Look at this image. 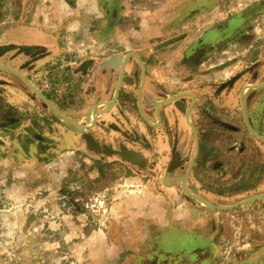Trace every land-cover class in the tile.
<instances>
[{
    "label": "rangeland",
    "instance_id": "374dc122",
    "mask_svg": "<svg viewBox=\"0 0 264 264\" xmlns=\"http://www.w3.org/2000/svg\"><path fill=\"white\" fill-rule=\"evenodd\" d=\"M129 54L140 60L125 61L115 104L83 133L0 70V264H264V198L208 210L173 180L193 162L186 186L213 206L264 194V142L240 105L243 89L264 83V0H0V65L81 125L112 102ZM139 90L151 123L157 104L196 98L197 154L190 98L161 106L162 126H149ZM244 103L264 137V89H247ZM85 136L146 166L96 155ZM189 214L211 236L177 252L184 233L169 227Z\"/></svg>",
    "mask_w": 264,
    "mask_h": 264
},
{
    "label": "water",
    "instance_id": "95a60500",
    "mask_svg": "<svg viewBox=\"0 0 264 264\" xmlns=\"http://www.w3.org/2000/svg\"><path fill=\"white\" fill-rule=\"evenodd\" d=\"M130 57H134L138 60H140L139 56L136 55V54H129L127 55L124 60L120 63V75H119V80H118V83H117V86H116V89L114 91V94H113V100L112 102H109V103H105V102H100V103H104L106 104V110H103V107H98V104L95 105L92 110H91V113L89 115V119H88V124H91L90 126H87L86 125H81L79 124L78 122L76 121H73L71 119H69L68 117L64 116L61 112H59L58 110H56L53 105L44 97L42 96V94H40L38 92V90L31 84V82L22 74L20 73L19 71H16L14 69H11V68H8V67H5V66H1L0 65V70H3V71H6V72H9L11 74H14L15 76H17L20 80H22L27 86L28 88L37 96V98H39V100L41 102H43L45 105H47L50 110L58 117V118H61L67 122H69L70 124L76 126L78 128V132H85V131H90L92 130L93 128L96 127L97 125V122H98V119L100 118V116L97 115V109L98 108H102V111L104 113L107 114V108H112V106L115 104V101L116 99L118 98V93H119V90H120V86L122 84V79H123V71H124V63L125 61L130 58ZM141 62V61H140ZM142 66H143V63L141 62L140 63ZM144 70V69H143ZM144 78H145V75H144V71H143V74H142V84H141V87L143 86V83H144ZM247 89L249 90H262L264 89V83H261L259 85H252V86H247L246 87ZM140 90L138 92V95H137V103H138V109H139V114L142 118V120L149 126H162V118L160 116V107L161 106H164L166 104H170V103H173V102H177L179 99L181 98H185V97H188L192 100V103L190 106H188L187 109H185L184 111V115H185V122L186 124L188 125V127L190 128V130L193 132L194 136H195V139H196V154L198 153V137H197V133H196V130L194 129V127L192 126V123L187 121L188 118H190L191 120V112H192V108L196 102V98L192 95V94H188V93H184V94H180V95H177L171 99H168L166 100L165 102L162 103V105L160 104H157L155 106V123H151L148 118L146 117L144 111H143V108H142V104H141V99H140ZM246 92V91H245ZM244 89L241 91L240 93V105H241V110H242V118H243V122H244V125L246 127V129L248 130V132L256 137L257 139L261 140L264 142V137L258 135L257 133H255L248 121H247V118H246V109H245V103H244ZM173 115H174V112L173 111H168L166 113V116H164L165 118L164 119H167V120H171L173 119ZM92 117H94V120H92ZM189 120V119H188ZM85 140V146L86 148L90 151V152H93L95 153L96 155H106V156H110V155H116L120 158V160L126 162V163H129L130 165H133V166H137L139 168H144L146 166V159L132 151V150H128L126 149L125 147L124 148H120V150L118 152H111V154H109V152L111 150H106L105 148H102L101 146L98 145V143L93 140L91 138V136H85L84 138ZM123 147V146H122ZM193 163V162H192ZM192 163H191V166H192ZM191 166L189 167V170H188V173L187 175L179 180V179H173V178H166V180L168 179H173L174 182L180 184L181 186V189L183 191V193L188 196L189 198L193 199L194 201H196L201 207L203 208H206L208 210H214V211H220V212H223V211H230V210H234L236 208H240V207H243V206H246L252 202H256V201H259L261 200L262 198H264V194L263 195H259V196H256V197H253V198H250L248 200H245V201H242V202H239V203H236V204H233V205H230V206H213L211 204H209L206 200H204L203 198L193 194L192 192L194 191V188L193 187H189L187 188L186 186V182H187V177H188V174L190 173V170H191Z\"/></svg>",
    "mask_w": 264,
    "mask_h": 264
},
{
    "label": "crops",
    "instance_id": "0c3cea01",
    "mask_svg": "<svg viewBox=\"0 0 264 264\" xmlns=\"http://www.w3.org/2000/svg\"><path fill=\"white\" fill-rule=\"evenodd\" d=\"M51 17L53 20L58 19V11L55 7H52L51 9L48 10V18ZM198 219L196 217H194L193 215L189 214L186 215L184 218V227H180V226H175L172 225L169 227L170 228H174L177 230H180L182 233H184V235H178L176 238V242L174 241V243L178 246L177 248V252H188L191 250H194L192 248H188L191 245H193L194 242H196L197 240H201V241H208V238L211 236L210 232L208 231L209 229V221L208 220H204V224L202 222V225L200 227V229L197 228L198 226ZM214 230V229H213ZM174 238V237H173ZM197 248V247H195ZM188 249V250H187ZM207 253H211L209 251H207ZM245 264H252L251 263H245Z\"/></svg>",
    "mask_w": 264,
    "mask_h": 264
},
{
    "label": "bare ground",
    "instance_id": "6f19581e",
    "mask_svg": "<svg viewBox=\"0 0 264 264\" xmlns=\"http://www.w3.org/2000/svg\"><path fill=\"white\" fill-rule=\"evenodd\" d=\"M246 90H247V88L244 89V92H245ZM105 106H106V104H104V103H99V104H98V107H103V110H106V109H105V108H106ZM188 119H189V120H188ZM188 119H187V121L191 122L190 118H188ZM92 120H94V117H92ZM90 125H91V124H87L86 127H87V126H90Z\"/></svg>",
    "mask_w": 264,
    "mask_h": 264
},
{
    "label": "flooded vegetation",
    "instance_id": "af4514ba",
    "mask_svg": "<svg viewBox=\"0 0 264 264\" xmlns=\"http://www.w3.org/2000/svg\"><path fill=\"white\" fill-rule=\"evenodd\" d=\"M137 60H138V59H137ZM140 63H141V62H140ZM141 66H142V65H141ZM143 69H144V70H143ZM145 70H146V69L144 68V66H142V70H141L142 73H141V76H142L143 71H144V75H145V78H146V72H145ZM145 78H144V79H145ZM190 101H191V103H192V100H191V99H190ZM195 103H196V102H195ZM155 122H156V121H155ZM156 123H157V122H156Z\"/></svg>",
    "mask_w": 264,
    "mask_h": 264
}]
</instances>
